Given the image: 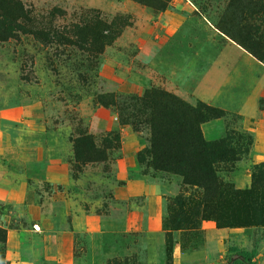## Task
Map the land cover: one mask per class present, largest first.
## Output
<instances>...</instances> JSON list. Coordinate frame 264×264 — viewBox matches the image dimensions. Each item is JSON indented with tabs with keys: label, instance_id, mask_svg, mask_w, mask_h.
I'll return each instance as SVG.
<instances>
[{
	"label": "rangeland",
	"instance_id": "rangeland-1",
	"mask_svg": "<svg viewBox=\"0 0 264 264\" xmlns=\"http://www.w3.org/2000/svg\"><path fill=\"white\" fill-rule=\"evenodd\" d=\"M263 38L264 0H0V264H11L7 239L14 264H224L230 252L264 264V223L236 201L264 158L247 161L253 135L236 105L193 92L206 71L197 51L226 41L264 72L240 45ZM170 97L222 112L199 127L204 137L203 123L222 121L238 158L217 172L228 192L216 213L232 225L205 215L169 229L181 178L137 152L150 119L173 118ZM242 161L249 181L237 188Z\"/></svg>",
	"mask_w": 264,
	"mask_h": 264
},
{
	"label": "trees",
	"instance_id": "trees-1",
	"mask_svg": "<svg viewBox=\"0 0 264 264\" xmlns=\"http://www.w3.org/2000/svg\"><path fill=\"white\" fill-rule=\"evenodd\" d=\"M263 39L249 43H244V40L240 45L264 63ZM170 99L174 101L173 118L166 122L158 118L154 121L150 119L148 145L137 152L138 162L152 170L180 176L184 191L187 188L190 190L188 194L180 191L169 200V229L195 230L199 219L205 215L213 216L219 225H232L229 220L221 222L216 213V204L228 192L227 184L218 177L217 172L238 158L225 143V137L207 140L199 127L205 119L216 118L222 112L205 104L190 106L173 97ZM253 169L255 172L251 174L250 187L240 191L241 198L243 195L245 200L236 198V201L248 209L247 223L258 225L264 223V163L254 165ZM225 261L224 264H253L248 254L239 252L228 253ZM109 264L119 263L113 261Z\"/></svg>",
	"mask_w": 264,
	"mask_h": 264
},
{
	"label": "crops",
	"instance_id": "crops-1",
	"mask_svg": "<svg viewBox=\"0 0 264 264\" xmlns=\"http://www.w3.org/2000/svg\"><path fill=\"white\" fill-rule=\"evenodd\" d=\"M214 42L209 48L197 51L199 56L205 58L206 71L205 75L198 79L193 91L194 95L205 103L219 105L225 109L236 105V110L241 115V127L253 135L251 158L247 161L262 159L264 158V118L262 116L264 111L258 108V100L264 97V72L237 46L225 41L224 48L220 49L217 45L221 42ZM226 50L230 53V57L225 56L221 60L219 56ZM233 54L234 57H231ZM202 127L206 129V132H203L207 140H214L225 132L222 121L218 119L205 122ZM245 166V162L242 161L233 171V183L237 188L248 185L249 180L243 171ZM6 257L11 264H14L13 260L18 257L15 242L8 239Z\"/></svg>",
	"mask_w": 264,
	"mask_h": 264
}]
</instances>
